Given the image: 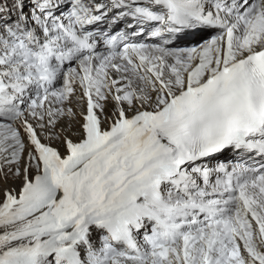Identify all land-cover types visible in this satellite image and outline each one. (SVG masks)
<instances>
[{
	"label": "snow or ice",
	"instance_id": "6c2138e0",
	"mask_svg": "<svg viewBox=\"0 0 264 264\" xmlns=\"http://www.w3.org/2000/svg\"><path fill=\"white\" fill-rule=\"evenodd\" d=\"M0 264H264V0H0Z\"/></svg>",
	"mask_w": 264,
	"mask_h": 264
}]
</instances>
